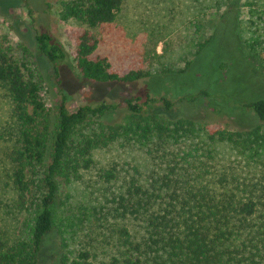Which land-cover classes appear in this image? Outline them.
<instances>
[{"label": "trees", "instance_id": "obj_1", "mask_svg": "<svg viewBox=\"0 0 264 264\" xmlns=\"http://www.w3.org/2000/svg\"><path fill=\"white\" fill-rule=\"evenodd\" d=\"M125 1L63 2L61 21L84 28L74 51L82 79L131 84L152 76L141 70L117 73L108 58L97 55V31L117 20ZM231 1L199 0L197 16L221 13ZM243 7L257 36L247 42V56L262 68L264 0H246ZM211 39L198 43L196 57ZM35 40L58 76L69 53L49 30L37 32ZM0 96L11 107L5 127L10 165L0 188L10 193L17 211L13 229H0V264H42L41 251L56 229L62 251L58 264H264L261 126L210 130L193 119L156 113L163 108L157 102L166 113L173 103L150 97L71 111L64 96L51 108L36 54L25 44L12 45L8 35L0 36ZM246 107L264 121V100ZM119 140L144 151L147 173L133 168L121 178L116 167L101 169L103 186L117 185V190H103V201L98 200L88 221L69 216L64 209L73 196L71 187L85 183L96 166L95 154ZM222 145L234 158L221 157Z\"/></svg>", "mask_w": 264, "mask_h": 264}, {"label": "rangeland", "instance_id": "obj_2", "mask_svg": "<svg viewBox=\"0 0 264 264\" xmlns=\"http://www.w3.org/2000/svg\"><path fill=\"white\" fill-rule=\"evenodd\" d=\"M64 1L67 0H0V36L8 35L12 45L25 44L36 54L46 79L49 107L59 105L64 96L71 111L88 104L118 103L127 98L145 101L150 97L173 103L167 113L160 102L156 106L163 108L154 109L169 119H193L210 130L245 131L261 126L264 131V121L246 107L264 100V52L262 68L247 56V42L257 36L249 27L251 19L248 9L243 7L246 0H232L221 13L208 12L203 19L197 16L199 0H126L117 20L97 31L101 38L97 55L108 58L117 73L141 70L152 74L131 84L95 83L80 77L74 51L84 28L61 21ZM46 30L59 39L70 55L69 62L59 65L58 76L53 64L39 52L35 40L37 32ZM208 38L211 41L196 57L198 43ZM189 61L192 64L188 68ZM10 114L8 99L0 96V137H4L0 138V181H4L5 168L10 165V143L6 142L9 137L5 130ZM218 150L223 159L234 158L230 147L222 145ZM95 160L96 166L86 175V182L71 187L73 196L64 209L80 220L91 219L98 200L103 201V190L107 194L117 190V185L103 186L98 177L101 169L116 167L123 178L133 168L145 175L150 165L138 145L122 140L98 151ZM16 216L10 193L0 188V229H13ZM61 252L56 229L45 243L40 261L58 264Z\"/></svg>", "mask_w": 264, "mask_h": 264}]
</instances>
